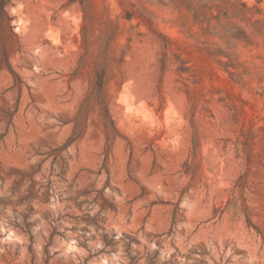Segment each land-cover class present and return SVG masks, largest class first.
I'll list each match as a JSON object with an SVG mask.
<instances>
[{"label":"rangeland","instance_id":"374dc122","mask_svg":"<svg viewBox=\"0 0 264 264\" xmlns=\"http://www.w3.org/2000/svg\"><path fill=\"white\" fill-rule=\"evenodd\" d=\"M0 264H264V0H8Z\"/></svg>","mask_w":264,"mask_h":264},{"label":"trees","instance_id":"16d2710c","mask_svg":"<svg viewBox=\"0 0 264 264\" xmlns=\"http://www.w3.org/2000/svg\"><path fill=\"white\" fill-rule=\"evenodd\" d=\"M8 0H0V11L4 14V6ZM76 1V0H73Z\"/></svg>","mask_w":264,"mask_h":264}]
</instances>
